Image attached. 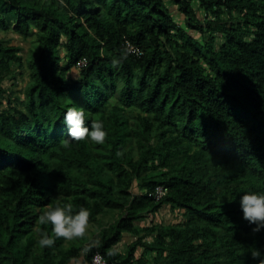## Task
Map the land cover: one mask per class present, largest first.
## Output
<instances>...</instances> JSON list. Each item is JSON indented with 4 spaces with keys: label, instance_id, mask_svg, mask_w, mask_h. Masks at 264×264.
Segmentation results:
<instances>
[{
    "label": "trees",
    "instance_id": "1",
    "mask_svg": "<svg viewBox=\"0 0 264 264\" xmlns=\"http://www.w3.org/2000/svg\"><path fill=\"white\" fill-rule=\"evenodd\" d=\"M172 2L184 25L164 0H0V30L35 36L25 60L0 39V98L15 67L30 77L0 109V264L264 259V228L253 231L240 205L264 194V0ZM72 106L89 128L103 121V144L62 145ZM161 185L156 201L148 193ZM57 197L88 208L89 225L120 217L81 244L41 248L38 230L51 226L37 218ZM165 206L178 223L136 224ZM126 234L137 238L120 253Z\"/></svg>",
    "mask_w": 264,
    "mask_h": 264
},
{
    "label": "clouds",
    "instance_id": "2",
    "mask_svg": "<svg viewBox=\"0 0 264 264\" xmlns=\"http://www.w3.org/2000/svg\"><path fill=\"white\" fill-rule=\"evenodd\" d=\"M63 123L69 129L70 139L61 141L65 148L72 142L90 140L95 144H103L108 133L102 120H92L90 128L86 126L85 110L81 107H68L64 114ZM243 217L249 223L256 224L253 231L264 228V194L246 192L240 200ZM91 212L86 207L75 209L72 202H65L57 197L55 204H50L46 210L42 211L37 218V223L42 226H51V234L48 231L38 230L39 239L37 241L41 248L54 247L57 239L66 241L83 239L87 233L90 223ZM113 250H109V255H114ZM253 257H259V251H253ZM264 264V259L259 261Z\"/></svg>",
    "mask_w": 264,
    "mask_h": 264
},
{
    "label": "rangeland",
    "instance_id": "3",
    "mask_svg": "<svg viewBox=\"0 0 264 264\" xmlns=\"http://www.w3.org/2000/svg\"><path fill=\"white\" fill-rule=\"evenodd\" d=\"M164 1L171 9L176 21L179 24L184 25V16L176 10L172 0H164ZM194 8L196 9V12L200 20L204 21L206 16L202 10H198L199 9L198 4H194ZM190 32L193 35L200 38L199 33L191 30ZM0 39H2L6 45L16 46L21 48L19 55L23 56L24 60L27 59V57L30 54V51L35 45V36H24L22 34H19L18 32L15 31L14 25H12V27L9 30H0ZM74 73L76 74L77 72L74 71ZM29 81H30V77L28 70L26 68L21 69L15 67V71L7 75L4 79L3 86L5 89L8 90V93L4 98H0V109L2 110L9 109L8 98L10 96H12V99L15 98L14 99L15 101H13L14 104L19 102V100L17 101L16 98L21 99L24 97V91ZM138 183L139 182H137V184ZM135 192L136 193L139 192L137 185L135 187ZM119 217H120L119 213L116 211H106L105 213L99 216L98 223L89 225L88 233L83 239L66 241L65 247H69L73 243L81 244L82 242L91 239L96 232L100 231L102 228L109 226L110 224L115 223L119 219ZM180 220L181 218L179 217L177 212L172 213L171 209L165 206L158 213L151 214L149 215L148 218H145L142 221H137L136 224L140 226H148L150 225L151 222H154L155 224H170V223H178ZM136 238L137 237L126 234L124 240L117 245L116 247L117 250L120 253H124L126 251L127 245L133 242L134 240H136ZM143 251L144 250L141 248L137 252V256L140 257ZM146 256L150 259V261H153L151 254H147ZM82 258L78 263H72V264H80Z\"/></svg>",
    "mask_w": 264,
    "mask_h": 264
},
{
    "label": "built area",
    "instance_id": "4",
    "mask_svg": "<svg viewBox=\"0 0 264 264\" xmlns=\"http://www.w3.org/2000/svg\"><path fill=\"white\" fill-rule=\"evenodd\" d=\"M127 46H128L129 51L131 52L137 51V49L133 47L132 45L128 44ZM168 191L169 189L166 186L161 185V186H157L154 189V191L149 192L148 195L154 198L156 201H159L168 194ZM92 263L93 264H108L106 259L100 253H96L94 255Z\"/></svg>",
    "mask_w": 264,
    "mask_h": 264
}]
</instances>
